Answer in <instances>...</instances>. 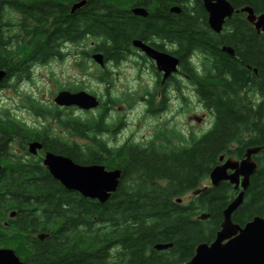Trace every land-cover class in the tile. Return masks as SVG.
I'll return each instance as SVG.
<instances>
[{"label":"trees","instance_id":"1","mask_svg":"<svg viewBox=\"0 0 264 264\" xmlns=\"http://www.w3.org/2000/svg\"><path fill=\"white\" fill-rule=\"evenodd\" d=\"M6 1L0 0V69L6 70L5 76L15 72L18 81L28 78L33 64L63 56L59 47L67 41L81 40L83 46L92 40L88 49L82 48L83 57L91 58L99 51L121 62L130 35L143 29L175 37L176 56L183 66L198 51L204 52L209 76L201 91L202 103L213 121L209 130L191 134L188 143L180 141L186 142L177 131V145L171 136L164 141L159 136L157 142L155 133L145 145L126 138L118 146H109L101 137L102 118H67L63 127L86 140L78 147L49 135L47 126L42 131L17 121L21 132L15 133L9 124L14 119L3 111L0 143L26 145L38 140L44 149L78 164L120 169L121 177L115 192L100 203L66 190L32 157L29 167L24 166L27 172L0 183V219L7 217L5 211L15 215L8 220L13 222L10 228L0 226L2 248L13 249L23 264L185 262L196 244L215 237L223 210L240 190L228 181L217 186L201 184L220 156L242 159L246 149L254 146H262L253 156L258 168L231 220L242 227L255 216L264 218V37L241 18L244 13H233L226 20L224 43L234 50L231 56L217 48L219 39L205 23L207 14L200 0H142L150 11L145 18L125 12L123 0H86L74 16L76 23L66 16L52 23H31V15L37 18L36 14L47 12L32 14L34 7L24 1L18 4L21 20L4 19V9L12 8ZM227 1L234 9L249 6L255 14L264 12V0ZM169 6H179L181 12H168ZM27 104L33 111L57 115V106L38 105L34 99ZM188 193H192L189 201L179 202ZM202 213L208 215L204 220L198 218ZM38 234L46 236L41 240ZM158 243L172 246L157 250Z\"/></svg>","mask_w":264,"mask_h":264},{"label":"flooded vegetation","instance_id":"2","mask_svg":"<svg viewBox=\"0 0 264 264\" xmlns=\"http://www.w3.org/2000/svg\"><path fill=\"white\" fill-rule=\"evenodd\" d=\"M23 1L26 4L28 3L29 6L34 7V9L32 10V14L47 12L45 13V16H39L38 14H36L38 16L37 18L31 15L30 18L28 19V21L31 23L37 22V21H44V20L47 23H52L55 18H58L56 21H61L63 17L65 18V16L71 18L72 21L74 22L78 21L77 17L74 18V16H76L80 12V9L85 4L84 3L82 6L74 8L76 4L80 3L83 0H7L6 2L9 3V6H11L12 8L6 7L1 17H5L4 19L21 20L23 18V12L21 11V9H19L18 4H22ZM122 2L124 4L125 12L131 14L132 16L145 18L150 13L149 6H146L142 2V0H123ZM36 6L42 7V8H36ZM171 7L172 6H169L168 9H165V10H167L168 12H172ZM138 8L144 9L146 11V15H140V14L134 13V9H138ZM103 11L104 10L101 9V12L99 13L103 14L105 12ZM205 12L207 14L205 18V23L207 24V27L212 31V29L210 28L208 24V13L206 10ZM174 14H177V13H174ZM231 16L225 19L220 32L217 33V32L212 31V34L217 36L219 39L217 42H215L217 45V48L221 49L222 51H224L223 47L226 46V44L224 43L225 42L224 33L228 27L226 24V20L230 19ZM235 18H238V16H236ZM241 18L247 21L245 13H244V16H241ZM37 19H40V20H37ZM249 24L253 27L251 23ZM53 30L54 29H50V31H53ZM75 30H76V26H75ZM256 34H261L264 37V33H259L256 31ZM131 36L132 35H130V39L128 41L127 47L124 49V52L122 53L121 62H115L113 58H110V56H108L109 58H106V56L102 52L98 51L103 56V60H104L103 64H98L95 61H94L95 62L94 64L92 63L89 64L91 68L94 67L95 65L97 68H100L101 70V73H99L98 71H96L97 70L96 69L95 75H97V79L99 81L106 84V87H107L106 92L108 95L106 97V100H102L98 96V94H96L95 92H89L85 88L67 87V88L62 89V90L69 91L72 93L85 90L89 94L96 96L100 102V105L96 109L82 110L73 105L57 106L58 108L57 110H55V114L57 115L47 116V115H44L42 112H39L36 110V111H33V117L37 119H46L47 117H50L51 119L50 121L52 122L50 123L49 121V123L47 124L51 126L55 125L56 121H58L60 123L61 130H62L61 135H63V136H58V137H60L63 141L69 144L76 145L79 147V145H82L81 140L83 139L77 134H74L70 127H66V129L63 127L64 124L68 122L66 114L71 115L72 116L71 118L73 119H81V118H85L87 114L93 111H95L96 113L97 112L96 110L102 109L100 112L101 114L99 113V116H93V119H98L99 117L103 119L101 137L109 145V143L107 142V139H105L104 136H107V137L109 136L110 138H112L113 137L112 135L113 134L118 135V132L124 126V121L122 119L116 120L115 118H113L109 120V118H107V120H105V116H104L106 115V113L110 114L108 110H112L114 103L117 101L110 95V91H109L113 87L112 72L113 70L120 67L121 65H124L126 67L128 66L127 67L128 70L130 69V67H132L133 69H130V71H133V72L135 71L136 73L143 72L144 74L145 73L148 74L150 83H147L145 86H143L140 89L138 101H137V103L141 104L143 108V113L146 115L152 116V117H155V116L161 117L162 115L165 116L166 114L170 112L169 118L166 117L164 121V122L170 121L169 123L170 125L169 126L164 125L162 128L159 127V129L155 132L156 134L158 133L157 134L158 140L160 136V140L164 141L165 136L162 134V131H166L169 129L171 131V137H173V142H176L177 140L176 132L178 128H177V124L174 123V120L177 118V113L179 111L178 109H181V111L178 113V114H181L184 112L185 109L189 108L191 104L193 103L200 106L201 109L203 110V113L201 114L200 117L191 115L190 119H194L196 120V122H201L203 119L208 120V118L210 117V112L203 105L202 103L203 96L201 94V91L204 89L203 84L205 85V83H207V82H204V80L207 79L209 76V67L204 63V60L206 59V57L203 55L204 52L198 51L197 52L198 54L191 57V62L186 63L183 66L180 63L179 58L176 56V52L178 50V40L175 37H166L164 35L153 34L152 32H149V31H143V29H140V32L136 33L135 36H132V37ZM78 43L79 42L77 41L63 42L59 47L60 52L63 53V56H64L65 53H71L73 51H76L78 48ZM92 44L93 42L90 45ZM81 47L82 45H80V48ZM145 47L146 48L148 47L155 52L169 55L170 57H176L179 60L176 66V69L170 70L169 73H166V71L163 69H159L157 62L153 58L147 55L144 49ZM227 47H231V46H227ZM74 54H78L80 57L81 50L79 53L74 52ZM93 54L94 53L91 54V58ZM63 56L61 57L56 56L55 58H62ZM47 62L33 64L31 66V72H30L31 76L29 77V80L33 75V72H34L33 68L35 66L43 65ZM213 75L216 76V73L214 72ZM4 78L5 79H2L0 82V92L10 91V89L15 90L13 86L17 84V82H20V83L25 82L23 81L25 79H21L20 81H18L15 72H10L9 75L7 74ZM216 79L217 78L214 79V82L216 81ZM128 95L129 94L127 93L124 95V100L126 99L127 101H131L132 104H135L134 99L128 97ZM179 99H182V101H179ZM178 101H179V105L177 104ZM48 106L54 107L56 106V104L53 103ZM119 109L121 110V106ZM2 112L0 110V131L2 130V120L1 119L5 118V116L2 115L3 114ZM77 112L85 113L84 117L83 115H77ZM5 114L7 115V112H5ZM12 119L14 120L9 121V124L11 126V131H14L15 133L21 132V128L17 124L16 118H12ZM20 121L22 123H25V125L29 127L28 126L29 124H27L24 120H20ZM47 124H43L42 126L34 124V125H30V127L43 131L45 130L44 125H47ZM105 126L108 127L106 130L104 128ZM210 127L202 130L200 134L209 130ZM5 129H7V126H5ZM190 134H193V133H190ZM32 141H38V140H32ZM84 142H86V140H84ZM29 143L30 141H28L26 145L22 143H18V142L0 143V183L2 182V180H7L8 177L10 176L14 180L16 176L18 177L19 174H23L24 172H27V170L24 169V166L27 165L29 167V165L31 164L30 160L32 157H35L37 160H40V163L43 165V157L46 152H49V150L44 149L43 144H42V147L40 149H37L34 154L30 153L28 150ZM227 158H230V157H226L223 160L219 161V164L225 162ZM235 160H241V159H235ZM227 172L232 173L233 171L228 170ZM12 212L13 211H10V212L5 211V214H7V217L4 220L0 219V226L4 228H10V225L13 222L11 221L9 223L8 220L10 218H14L15 216V215L11 216ZM214 239L215 237L207 242H199L198 244L200 243L211 244L214 241ZM224 242H226V240ZM198 244L194 246V249H193V252L191 253L190 258L186 260L185 262L190 261L193 258V256L195 255V248ZM0 248L2 247L0 246Z\"/></svg>","mask_w":264,"mask_h":264},{"label":"water","instance_id":"3","mask_svg":"<svg viewBox=\"0 0 264 264\" xmlns=\"http://www.w3.org/2000/svg\"><path fill=\"white\" fill-rule=\"evenodd\" d=\"M202 5L208 13V24L214 32H220L226 18L233 12L246 13V19L251 23L257 32L264 33V12L255 14L249 6L234 9L227 0H201ZM85 3L81 1L74 8ZM171 11L180 13L179 6H172ZM134 13L146 15L142 8L134 9ZM137 43V42H135ZM147 55L153 58L159 67L166 73L175 70L178 64L176 57L158 53L150 48H144ZM229 55H234L231 47H223ZM94 61L103 64V56L100 53L92 55ZM255 72V70H254ZM5 70L0 69V82L5 77ZM53 101L58 106H77L81 109L90 110L99 106L98 99L86 91L75 93L61 90ZM42 147V143L32 141L28 145L30 153H35ZM262 146L248 147L241 160L227 158L225 162L216 165L209 173V180L212 186H217L221 181H228L234 189L241 188L237 196L223 210V220L219 230L216 232L214 241L211 244L200 243L195 248V255L190 261L177 264H264V218L255 216L244 226H239L231 220L232 213L241 204L243 195L247 189L250 177L255 173L258 166L253 156L259 153ZM224 156H220L219 161ZM43 165L49 174L57 180L65 189L78 192L81 196L95 199L104 203L115 192L118 187L121 170H107L103 165H81L74 162L70 157L46 152L43 157ZM232 170V173H228ZM196 190L194 193H198ZM14 216V212L11 213ZM207 214L202 213L199 219H206ZM46 234H38L43 239ZM226 240V242H224ZM172 246V243H158L154 245L157 250H164ZM0 264H23L20 257L11 248H0Z\"/></svg>","mask_w":264,"mask_h":264},{"label":"rangeland","instance_id":"4","mask_svg":"<svg viewBox=\"0 0 264 264\" xmlns=\"http://www.w3.org/2000/svg\"><path fill=\"white\" fill-rule=\"evenodd\" d=\"M82 41L78 43V48L76 51L71 53H65L62 58H54L49 60L47 63L33 68V75L29 74V77L26 78L24 83L17 82L13 87L15 90L10 91H1L0 92V110L7 112L10 118H16V120L22 123L20 120H24L28 126L30 125H43L49 123L51 120L50 117L46 119H37L33 117V109L27 104V100H36L38 105L48 106L53 104V98L56 93L67 87H76V88H85L89 92H95L102 100H106V84L102 83L97 79L95 72L98 71L101 73L100 68H97L95 65L91 68L89 64H94L95 62L91 58L83 57L82 53L79 57L78 54L82 48H87L92 43V40H89L88 43H84L80 48ZM128 67V66H127ZM126 66L121 65L112 72V83L113 87L109 90L110 95L116 99L112 110H108L110 114L106 113L105 120L107 118L116 120H123L124 126L118 132V135L110 138L109 136H104L109 143V146H118L126 138H130L132 142H139L143 145L147 143L148 140L155 138V132L164 125L169 126L170 121L164 122L166 117L169 118L170 112L165 116L161 117H152L143 113V108L141 104L137 103L139 91L149 82V77L147 73L143 72H133L130 69L128 70ZM97 69V70H96ZM96 70V71H95ZM143 73V75H142ZM29 80V81H28ZM9 89V88H7ZM130 90V92H129ZM129 94L128 97L133 98L135 104H132L131 101L124 100V95ZM179 95V94H178ZM182 101V99H179ZM178 101V105H179ZM129 102V103H128ZM35 105L38 107V105ZM121 106V110L119 109ZM181 106V105H180ZM179 107V106H177ZM186 108V107H185ZM102 109L87 114L85 117L91 119L92 116H99V113ZM178 113L181 109H178ZM177 118L174 120V123L177 124V131L183 133L186 142L180 140L182 143H188L192 135H198L202 130L207 129L211 126L213 119L210 117L208 120L203 119L201 122H196L194 119H190L191 115L201 116L203 110L197 104H191V106L184 110L183 113L178 114ZM101 114V113H100ZM3 115V114H2ZM74 115V114H73ZM77 115H85V113H78ZM4 116V115H3ZM48 116V115H47ZM67 118L72 116L66 114ZM52 121H50L51 123ZM26 126V125H25ZM47 126V133L52 136H63L60 123L56 121L55 125H44ZM27 127V126H26ZM32 128V127H30ZM162 134L168 138L171 136V131L168 129L162 131ZM159 142L158 139H156ZM81 144L85 143L84 140H81ZM176 145L179 143L176 140ZM209 178L205 179L201 184L203 186H209ZM192 193H188L185 196L181 197V202L186 203L189 201ZM208 217V216H207Z\"/></svg>","mask_w":264,"mask_h":264},{"label":"bare ground","instance_id":"5","mask_svg":"<svg viewBox=\"0 0 264 264\" xmlns=\"http://www.w3.org/2000/svg\"><path fill=\"white\" fill-rule=\"evenodd\" d=\"M247 150V149H246Z\"/></svg>","mask_w":264,"mask_h":264}]
</instances>
